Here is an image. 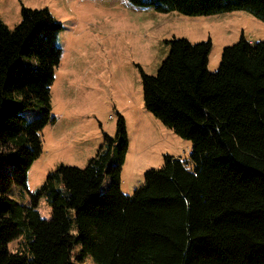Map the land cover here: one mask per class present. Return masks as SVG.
<instances>
[{"label":"trees","instance_id":"16d2710c","mask_svg":"<svg viewBox=\"0 0 264 264\" xmlns=\"http://www.w3.org/2000/svg\"><path fill=\"white\" fill-rule=\"evenodd\" d=\"M130 1L191 16L243 10L264 21V0ZM21 12L13 28L0 14V163L13 166L0 170V264H264V40L242 36L225 46L210 72L212 40L174 36L158 72L141 69L146 108L191 141L188 158L166 153L124 192L129 138L119 113L117 134H105L85 167L60 165L31 192L41 131L56 120L50 98L62 23L48 7ZM32 107L42 113L27 116ZM13 185L32 200L12 197ZM43 195L49 219L38 209Z\"/></svg>","mask_w":264,"mask_h":264},{"label":"rangeland","instance_id":"374dc122","mask_svg":"<svg viewBox=\"0 0 264 264\" xmlns=\"http://www.w3.org/2000/svg\"><path fill=\"white\" fill-rule=\"evenodd\" d=\"M22 5L48 7L62 23V54L54 68L50 98L56 120L41 131L43 151L28 173L31 192L40 189L48 174L60 165L85 167L98 152L105 134H117L119 113L125 118L129 138L121 172L124 192L132 193L141 185L148 168L163 165L166 153L180 151L188 158L191 141L176 134L146 108L141 69L156 74L170 52L166 40L174 36L193 42L211 39L210 72L219 69L225 46L242 36L251 41L264 40V21L243 10L191 16L140 6L130 0H0L1 17L11 28L22 19ZM23 61L37 64L29 57ZM24 113L32 118L42 110L32 107ZM0 170L12 171L13 166L3 160ZM109 183L107 175L102 189ZM8 192L22 203L32 200L29 191L20 185H13ZM38 209L42 217L51 218L52 206L44 195L40 196ZM9 245L14 250L19 240ZM83 264L97 262L88 257Z\"/></svg>","mask_w":264,"mask_h":264},{"label":"crops","instance_id":"0c3cea01","mask_svg":"<svg viewBox=\"0 0 264 264\" xmlns=\"http://www.w3.org/2000/svg\"><path fill=\"white\" fill-rule=\"evenodd\" d=\"M160 139H153V143H157V141H159ZM174 140L175 141H178V138H176V136L174 135ZM191 147V143L189 142V148ZM180 151L178 152H175V155H180L181 153H179ZM174 154V153H173Z\"/></svg>","mask_w":264,"mask_h":264},{"label":"clouds","instance_id":"9594fccd","mask_svg":"<svg viewBox=\"0 0 264 264\" xmlns=\"http://www.w3.org/2000/svg\"><path fill=\"white\" fill-rule=\"evenodd\" d=\"M180 156H182L181 154H180ZM184 156H182V158H183ZM185 158V157H184Z\"/></svg>","mask_w":264,"mask_h":264}]
</instances>
